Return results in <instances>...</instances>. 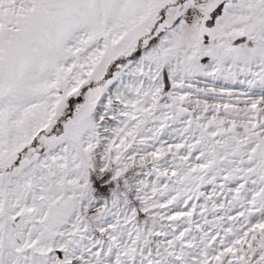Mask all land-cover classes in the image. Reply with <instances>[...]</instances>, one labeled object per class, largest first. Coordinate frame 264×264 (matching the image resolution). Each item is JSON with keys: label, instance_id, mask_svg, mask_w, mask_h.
Listing matches in <instances>:
<instances>
[{"label": "snow or ice", "instance_id": "obj_1", "mask_svg": "<svg viewBox=\"0 0 264 264\" xmlns=\"http://www.w3.org/2000/svg\"><path fill=\"white\" fill-rule=\"evenodd\" d=\"M0 264H264V0H0Z\"/></svg>", "mask_w": 264, "mask_h": 264}]
</instances>
